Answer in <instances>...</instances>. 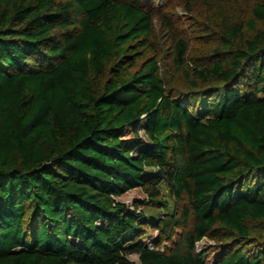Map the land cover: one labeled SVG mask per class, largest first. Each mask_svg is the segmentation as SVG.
Wrapping results in <instances>:
<instances>
[{
	"label": "trees",
	"instance_id": "obj_1",
	"mask_svg": "<svg viewBox=\"0 0 264 264\" xmlns=\"http://www.w3.org/2000/svg\"><path fill=\"white\" fill-rule=\"evenodd\" d=\"M165 1L0 0V264H264V0Z\"/></svg>",
	"mask_w": 264,
	"mask_h": 264
},
{
	"label": "rangeland",
	"instance_id": "obj_2",
	"mask_svg": "<svg viewBox=\"0 0 264 264\" xmlns=\"http://www.w3.org/2000/svg\"><path fill=\"white\" fill-rule=\"evenodd\" d=\"M182 1L180 0H166L164 2L165 6L163 5V9H171L172 11H175L176 15L181 19L182 24H187V21L189 20V14L187 11H185L182 8ZM251 3V0H247V2L243 0L237 1V6L240 8H246L248 4ZM255 29H259V23L256 22ZM183 30L187 32L188 34H195L196 31H191L190 27L184 26ZM243 30H245L247 35L252 34V30L244 26ZM156 33L159 34L158 37V43L159 47L162 52V57L160 61V66L162 67V77L164 79V82L166 83L167 87H170L172 90H178V91H190L192 90L193 84L190 82V79L186 76H182L180 71H177L175 69V65L171 64L169 61V53L167 49L168 40L165 36V34L162 35L160 28L158 27V21L156 18ZM198 49L196 52V55L202 54V48L197 46ZM219 83V81L210 82V85H216ZM140 133L145 137V134L140 131ZM159 190V196L160 198L164 199L166 202V207H158L155 205H152L148 200L146 199V194L140 187H136L133 189H130L120 196L116 197L117 200H121L126 203L127 207L130 209H133L136 207L137 211H140L143 216L146 217V219L149 221L148 224L144 225V233L142 234L141 239L149 246L152 247L154 237L157 235V230L153 228L150 223L152 220L157 219L158 217H161L164 213H170L174 207V204L177 202L175 198L172 196L167 184L165 182H161L158 185ZM185 199H180L179 204L183 205L185 204ZM173 235L170 239H166L162 241L157 247L160 249H166L169 248L171 245H173L177 239L179 238L182 228L175 226L173 228ZM214 246V242L209 239L208 237H204L203 239L197 241L195 243V247H197L198 251H204L209 250V252H212ZM128 259L132 260L134 263H138L137 255L136 254H129Z\"/></svg>",
	"mask_w": 264,
	"mask_h": 264
}]
</instances>
